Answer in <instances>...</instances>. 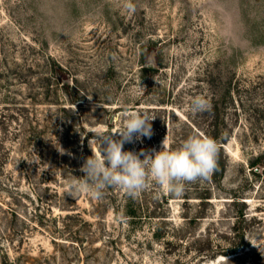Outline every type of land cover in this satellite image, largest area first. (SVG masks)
<instances>
[{
  "label": "rangeland",
  "instance_id": "obj_1",
  "mask_svg": "<svg viewBox=\"0 0 264 264\" xmlns=\"http://www.w3.org/2000/svg\"><path fill=\"white\" fill-rule=\"evenodd\" d=\"M132 2L0 0V264H264V0ZM125 111L154 118L125 151L227 136L220 172L68 194Z\"/></svg>",
  "mask_w": 264,
  "mask_h": 264
},
{
  "label": "clouds",
  "instance_id": "obj_2",
  "mask_svg": "<svg viewBox=\"0 0 264 264\" xmlns=\"http://www.w3.org/2000/svg\"><path fill=\"white\" fill-rule=\"evenodd\" d=\"M123 7L129 13L136 8L132 0H124ZM208 107V101L202 96L194 97L190 103L193 112ZM153 119L146 111H125L118 131H91L93 140L100 144L99 155L93 152L84 159L80 168L84 175L69 182L68 194L83 192L100 199L106 188H119L134 197L151 179L168 193L179 195L186 184L207 180L216 170L218 158L217 143L207 136L191 135L176 149H171L164 140L160 151L124 150L125 143L151 137ZM253 245L261 250L260 245Z\"/></svg>",
  "mask_w": 264,
  "mask_h": 264
},
{
  "label": "trees",
  "instance_id": "obj_3",
  "mask_svg": "<svg viewBox=\"0 0 264 264\" xmlns=\"http://www.w3.org/2000/svg\"><path fill=\"white\" fill-rule=\"evenodd\" d=\"M210 138L213 139V140H215V141L216 140H220V142H225L227 140V136H225L223 138H219V136L214 135V136H210ZM214 172L215 173H219L220 172L218 161H217V168H216V170ZM113 196H115V195H113ZM116 208H117V210H119L120 209V204H116ZM125 214L127 216L132 217V218H135L138 215V206L135 205V203H134V201L132 199H128V201L125 204ZM12 215H13V218H15L16 220L17 219H20L23 222H26L27 220H29L26 217L20 215V213H18L16 210H13L12 211ZM39 216H40L41 222L44 219H47L45 214L44 215L43 214H40ZM70 216L72 217V215H68V217H70ZM52 219L55 220L56 219V216H52ZM12 227L13 226H8L7 227L8 229H7V234L6 235L8 236L7 237V240L8 241H12L13 240V237L16 234L15 233V230ZM3 256H4L5 259H8L9 258V252H8L7 249L3 251Z\"/></svg>",
  "mask_w": 264,
  "mask_h": 264
}]
</instances>
